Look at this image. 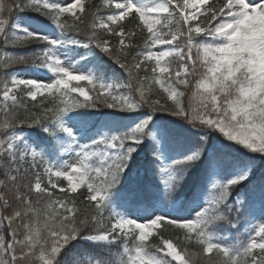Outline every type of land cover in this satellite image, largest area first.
Wrapping results in <instances>:
<instances>
[{"label":"snow or ice","instance_id":"snow-or-ice-1","mask_svg":"<svg viewBox=\"0 0 264 264\" xmlns=\"http://www.w3.org/2000/svg\"><path fill=\"white\" fill-rule=\"evenodd\" d=\"M65 255L264 264V0H0V264Z\"/></svg>","mask_w":264,"mask_h":264},{"label":"trees","instance_id":"trees-1","mask_svg":"<svg viewBox=\"0 0 264 264\" xmlns=\"http://www.w3.org/2000/svg\"><path fill=\"white\" fill-rule=\"evenodd\" d=\"M89 2H90L92 5H97V4H100V3L102 2V0H89ZM13 15H16V13H13ZM30 15L35 16L34 13H32V14H30ZM89 19H90V17H89ZM128 28H129V30H135V31L138 32V30L134 29V25H133V23H129V24H128ZM113 42L115 43L116 41H113ZM142 42H143L142 39H136V40L132 41V43H134V44H142ZM132 51H136V49H132ZM23 68H24V66L20 65V66H17L15 70H16V71H22ZM141 75H143V73H141ZM156 88L158 89L159 86L157 85ZM45 182H46V181H45ZM57 183H58V185H59V186L57 187V189H56V192H57V193H59L61 187L65 188V189L68 188V182H67L64 178H59V181H57ZM81 191H83V189H78L77 194H75V195L78 196L79 193H80ZM69 198H73V196L70 194V197H69ZM78 207L80 208V210H81L82 212L87 208V206H86L84 203H79V204H78ZM88 210L90 211V209H88ZM245 227H246V226H245V225L243 224V222H242L241 225H240L239 230H240V231H243ZM220 231H221V232H224V231L228 232L229 235H231V237H232L233 239H234V238L236 237V235H237V230H236V229H229L226 225L223 226V227L220 229ZM78 248H79V250H80L81 252H83V250H85V249H87V250H89V251H95V252H99V251H100L99 249H93V247H92L91 245H89V244H81V245L78 246ZM191 250H192L193 252L200 253V248H199V246H194V247L191 248ZM254 251H255V250H254ZM205 257H206V258L215 259V251H214L213 253H211V254H205ZM64 259H65V261L68 262V264H71V262H72V260H73V257H72L71 255H65V256H64Z\"/></svg>","mask_w":264,"mask_h":264},{"label":"rangeland","instance_id":"rangeland-1","mask_svg":"<svg viewBox=\"0 0 264 264\" xmlns=\"http://www.w3.org/2000/svg\"><path fill=\"white\" fill-rule=\"evenodd\" d=\"M26 78H45L42 74L38 77L35 73H25ZM231 236V235H230ZM231 242V241H230Z\"/></svg>","mask_w":264,"mask_h":264}]
</instances>
